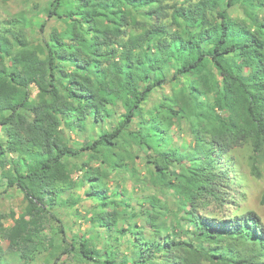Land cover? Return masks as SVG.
<instances>
[{
	"label": "trees",
	"instance_id": "1",
	"mask_svg": "<svg viewBox=\"0 0 264 264\" xmlns=\"http://www.w3.org/2000/svg\"><path fill=\"white\" fill-rule=\"evenodd\" d=\"M0 126L2 192L23 194L0 240L19 264H264V221L232 206L228 174L235 148L255 176L264 159V0H45L0 17ZM86 200L69 236L52 210Z\"/></svg>",
	"mask_w": 264,
	"mask_h": 264
},
{
	"label": "rangeland",
	"instance_id": "2",
	"mask_svg": "<svg viewBox=\"0 0 264 264\" xmlns=\"http://www.w3.org/2000/svg\"><path fill=\"white\" fill-rule=\"evenodd\" d=\"M33 2L44 3L45 0H0V17L8 14H14L19 10L27 9L28 6ZM234 15H240L241 12L236 11ZM242 15V14H241ZM41 18H36L39 20ZM60 26V25H59ZM61 28V26H60ZM36 33V31L34 32ZM38 35V34H34ZM178 127L176 126L173 131L178 132ZM73 139H76L74 134H71ZM3 138V131L0 126V139ZM189 136L184 131L180 133V137L177 139L175 135V140L181 143V146H185L189 140ZM251 151L249 147H239L235 148L232 152V159L228 161L231 167H228V174L235 180V184L232 185L231 193L233 194V207L238 206L240 210L254 209L262 217L264 221V205L260 203V196L264 191V159L258 156V169L260 172L259 176H255L251 173V161L250 156ZM138 168L140 165L138 164ZM3 187L0 186V212L6 215L4 219V224L6 226L13 223V217H17L23 206V194L15 189L9 188L5 192H2ZM140 191H135L132 193L133 199H136L140 195ZM90 204L88 200L83 201L82 206L78 207V211L75 208H56L52 210L55 215H57L62 224L64 225L66 233L71 236L77 233L84 232L88 222H85L83 218L86 212V207ZM13 215V217H11ZM59 223L50 217V221L46 227V233L50 234L51 227L58 226ZM1 245L5 249V259L8 264H19L18 256L10 251L6 247L4 241L0 240ZM73 255H63L61 261L54 263V259L51 258L46 252L38 254L36 257L35 264H77L73 261ZM85 264V263H81ZM86 264H93L86 263Z\"/></svg>",
	"mask_w": 264,
	"mask_h": 264
}]
</instances>
